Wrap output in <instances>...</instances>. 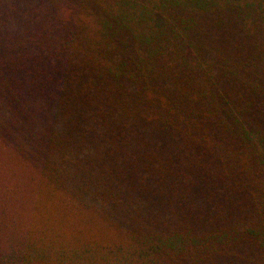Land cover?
I'll use <instances>...</instances> for the list:
<instances>
[{
  "label": "trees",
  "instance_id": "1",
  "mask_svg": "<svg viewBox=\"0 0 264 264\" xmlns=\"http://www.w3.org/2000/svg\"><path fill=\"white\" fill-rule=\"evenodd\" d=\"M0 264H264V0H0Z\"/></svg>",
  "mask_w": 264,
  "mask_h": 264
}]
</instances>
